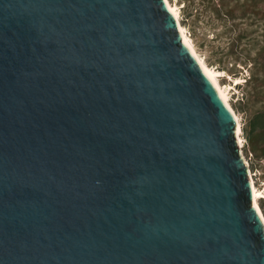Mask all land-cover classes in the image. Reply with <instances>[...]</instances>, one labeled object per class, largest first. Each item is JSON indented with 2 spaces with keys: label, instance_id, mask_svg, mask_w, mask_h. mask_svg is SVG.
Wrapping results in <instances>:
<instances>
[{
  "label": "water",
  "instance_id": "obj_1",
  "mask_svg": "<svg viewBox=\"0 0 264 264\" xmlns=\"http://www.w3.org/2000/svg\"><path fill=\"white\" fill-rule=\"evenodd\" d=\"M237 128L166 0H0V264H264Z\"/></svg>",
  "mask_w": 264,
  "mask_h": 264
},
{
  "label": "rangeland",
  "instance_id": "obj_2",
  "mask_svg": "<svg viewBox=\"0 0 264 264\" xmlns=\"http://www.w3.org/2000/svg\"><path fill=\"white\" fill-rule=\"evenodd\" d=\"M168 1L179 10L181 25L199 58L218 72L217 80L229 94L231 107L242 129L250 112L259 107L258 103L245 105L252 92L245 84L251 72L250 66L242 60L245 56H254L264 44V1L222 0L223 11L214 7V2L216 5L219 0ZM228 9H233L232 15H227ZM242 139V154L256 188L262 193L257 204L264 217V163L249 152Z\"/></svg>",
  "mask_w": 264,
  "mask_h": 264
},
{
  "label": "trees",
  "instance_id": "obj_3",
  "mask_svg": "<svg viewBox=\"0 0 264 264\" xmlns=\"http://www.w3.org/2000/svg\"><path fill=\"white\" fill-rule=\"evenodd\" d=\"M222 4V0H219L216 5L214 2V7L217 11L224 10ZM232 13L233 9L227 10V15H232ZM262 37L264 38V34ZM242 63L250 66L251 72L245 84L251 88L252 92L247 96L245 105L254 106L255 103L259 104V107L251 111L247 120L243 123L241 129L242 137L249 152L257 160L264 163V44L258 48L254 56H245ZM242 101H244V98H242Z\"/></svg>",
  "mask_w": 264,
  "mask_h": 264
},
{
  "label": "bare ground",
  "instance_id": "obj_4",
  "mask_svg": "<svg viewBox=\"0 0 264 264\" xmlns=\"http://www.w3.org/2000/svg\"><path fill=\"white\" fill-rule=\"evenodd\" d=\"M167 2V5L170 9V11L173 13V15L175 16V18L177 19L178 23H179V28H180V31L182 33V36H183V39L184 41L186 42V44L189 46V48L191 49L192 53L194 54V56L197 58L198 62L200 63L201 67L203 68L204 72L206 73V75L210 78V80L213 82V84L215 85V87L217 88L221 98L224 100V102L226 103V105L231 109V111L233 112L236 120H237V125H238V128H237V134H238V137H239V142H240V146L242 148L243 146V139L241 137V126H240V123H239V118L238 116L236 115V113L233 111L232 107H231V104H230V101H229V94L227 93V91H224L222 89V87L220 86V83L219 81L217 80V77L219 76L218 72H215L214 70L210 69L206 63L201 60V58H199L198 54L195 52V50L193 49V46L191 44V41L189 39V37L187 36L186 32H185V29L183 28V26L181 25V22H180V13H179V10L177 9L176 6L172 5L168 0H166ZM246 160V159H245ZM247 162V161H246ZM248 164V163H247ZM249 176H250V179H251V183H252V188H253V193H254V200H255V206L257 207V209L259 210L261 216L263 217L262 215V212L260 210V208L258 207V200L262 197V193L256 188V185H255V182H254V179H253V176L251 175L250 171H249ZM263 220H264V217H263Z\"/></svg>",
  "mask_w": 264,
  "mask_h": 264
}]
</instances>
